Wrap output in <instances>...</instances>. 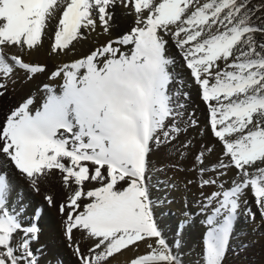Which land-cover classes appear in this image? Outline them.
Listing matches in <instances>:
<instances>
[{"label": "snow or ice", "instance_id": "1", "mask_svg": "<svg viewBox=\"0 0 264 264\" xmlns=\"http://www.w3.org/2000/svg\"><path fill=\"white\" fill-rule=\"evenodd\" d=\"M118 3L135 16V26L53 72L63 87L57 93L46 85L39 109L29 98L10 113L0 126V165H12L34 187L59 179L70 190L60 205L66 237L77 230L92 242L86 252L75 246L80 264H111L142 244L148 251L129 264H180L158 227L146 183L153 146L172 139L168 125L178 115L170 90L174 61L166 55L174 39L228 160L213 171L235 168L239 176L209 198L218 206L206 220L204 261L222 264L245 191L252 190L264 218V40L257 39L264 37V0H0V80L17 70L29 78L44 72L21 54L38 50L45 38L59 55L97 27L107 33ZM198 159L206 172L203 152ZM9 195L0 174V264H38L31 241L39 230L22 228Z\"/></svg>", "mask_w": 264, "mask_h": 264}, {"label": "bare ground", "instance_id": "2", "mask_svg": "<svg viewBox=\"0 0 264 264\" xmlns=\"http://www.w3.org/2000/svg\"><path fill=\"white\" fill-rule=\"evenodd\" d=\"M253 4L259 3L253 2ZM112 11L114 16L109 31L105 33L101 27H97L95 31L88 32L85 39L80 40L78 43L73 42L76 47L71 53L59 55L52 53L50 50L52 41L45 38L38 50L21 54L26 62L43 65L46 70L32 75L31 78L23 70H17L11 78L0 80V83L6 85L4 89H0V92H3V95H0V126L4 125L10 113L21 106L26 98H33V104L31 105L33 111L42 106L47 96L45 86L47 85L49 88L55 90L58 87L57 83L61 82V78H52V71L55 66H60L66 61H71L88 54L92 49L104 45L109 40H117L135 26V16L130 13L129 9H125L118 3ZM257 39L263 40L264 37L258 35ZM116 46L122 47V51L127 50L130 52V46ZM11 52L20 54L18 49H12ZM166 55L174 61L170 65V70L174 77V83L170 90L175 97L174 103L177 105L176 112L178 113L168 126L170 127V125L174 124L175 128L179 129V131L174 132L171 130L173 131V137L168 143L162 142L158 146H153V150L150 153V168L146 179V183L149 186L150 198L154 203L162 198V194H166L165 189L161 191V188L166 185L163 182L164 168L173 163H181L182 166L185 164V167L189 168L187 172L176 173L177 179L179 182L181 181L180 183L187 184L188 187L193 188L195 191L197 190L200 193L198 195L200 197L201 195L203 197L205 195L210 197L214 191L219 190L218 183L220 181H224V188H230L233 180L238 181L239 176L235 168H223L215 172L213 171L212 167L219 168L220 161H225V164H227L228 160L223 155V149L210 129V112L207 103L203 101L201 90L190 75V70L186 68L183 54L174 39H168ZM42 84H44V87ZM210 148L212 150H209ZM201 152H203L205 157L203 167L207 169L204 173L201 172L202 165L196 163ZM87 165L91 170V162H87ZM224 171L227 174L222 179L223 175H219ZM0 174L6 176L10 185V210L14 212L19 210L17 215L22 228L27 229L35 226L39 230L37 238L31 241V249L38 264H80L75 254V246L78 244L81 250L86 252L92 242L86 239L82 232L77 230H74L72 240H68L66 237V217L60 212V205L66 203L67 197L71 194L70 190L66 189L59 179L45 180L34 187L25 175L20 174L10 164L0 165ZM207 179H215L217 183L209 185L201 184V182ZM37 188H39L38 191L36 190ZM48 196L53 198L54 202L52 204H49L46 200ZM197 197L194 198L196 199ZM249 197L251 198L250 203L252 205L251 212L257 215V217L261 216L260 210L255 203L253 192H250ZM260 218L262 219V217ZM162 221L169 228V230H161V227L158 225L162 234L178 236L172 218H163ZM197 234L201 241L203 236L206 237L202 232H198ZM181 236L182 234L180 238ZM23 238V234L21 233L18 235L17 240ZM199 246L196 245L195 247V243H191L187 254L181 256L184 259V264H191L189 260L192 263L194 262L193 255L199 249ZM147 251L148 249L142 244L138 252L124 251L122 255L118 254L114 258H110V261L111 264H129V261L135 255H142ZM180 252L183 253L184 251L180 250ZM191 254L192 256H190Z\"/></svg>", "mask_w": 264, "mask_h": 264}, {"label": "rangeland", "instance_id": "3", "mask_svg": "<svg viewBox=\"0 0 264 264\" xmlns=\"http://www.w3.org/2000/svg\"><path fill=\"white\" fill-rule=\"evenodd\" d=\"M204 2H207V0H200L201 4ZM253 2L260 3V0L257 1L253 0L252 3ZM126 51L123 52L128 53V51L127 52ZM85 55H82L80 57L82 58ZM80 57L78 58L80 59ZM78 58H75L73 60H76ZM71 61H66L65 63H70ZM63 64H61L60 66L59 65L55 66L52 73L55 72ZM179 81H181V79H179ZM42 86L44 87V84H42ZM57 86L58 87H56L55 91L59 93L63 87V79H61L60 83L59 82L57 83ZM30 98L33 100L32 97ZM27 99L28 98H26L24 102ZM182 106L184 105L182 104ZM169 128H171L170 130H173L175 132L176 128L174 124L170 125ZM164 142L168 143L169 140ZM186 144L188 145V143ZM156 146H158V144ZM209 150H212V148H210ZM196 161H197L196 163H200V160L198 158ZM83 163L87 164V162H83ZM224 163L226 162L224 161ZM164 169L165 170L163 174L164 177L163 182L166 183V185L161 188V191L165 189L166 194L165 193H164L165 195L162 194V198L154 202L155 204L154 216L156 218L157 224L159 225V227H161V230L164 229L169 230L167 224L164 223L162 219L172 218L174 220L175 228L177 229L176 233L178 236L176 235L174 236L170 234L165 235V233H163V236L165 239L167 238L166 241L170 244L175 254L179 258L180 264L181 263L184 264L183 263L184 259H182L181 256L187 254L188 249L189 247H191V243L193 242L195 243V247L196 245L197 246L200 245V246L199 249H197V251L193 255L194 262L192 263V261L190 260L189 262L191 264H205L204 256H205L206 237L203 236L201 241L197 233L202 232L206 235L208 231V225L206 223L207 217L211 215L212 212L214 211L215 209L214 206L216 207L218 206L215 202L214 204L210 202V200L208 199L212 196L214 192L221 191V185H223L224 181L222 182L220 181L218 183L219 190L214 191L210 195V197L206 195L204 197L201 195L200 197L198 196L200 193L197 190L195 191L193 188L188 187L187 184L180 183L181 181L179 182V180L177 179L178 173H184V171L186 172L189 171V168L185 167V164L184 166H182L181 163L180 164L173 163L171 165L166 166V168ZM226 174L227 172L224 171L223 176L221 174L219 176H222L223 179V177H225ZM215 181L217 183V180ZM201 184H203V182H201ZM224 187L225 185H223V190L229 189V187L228 188H224ZM250 192L252 191L251 190L245 191V193L241 197L240 209L237 218L234 222L233 232L230 237L225 255L223 257L222 264H264V220H263L264 218L261 219L260 218L261 216L257 217V215H255L253 212L249 211L251 210L252 207L250 203L251 198L249 197ZM197 196L200 198H198ZM194 197L197 198L195 199ZM203 198L205 199L202 200ZM211 198L214 201L215 197L212 196ZM157 216L158 217L160 216L161 218L159 217L158 219ZM197 230L199 231L197 232ZM191 232L192 233L196 232V233L192 234ZM181 234L182 236L180 238ZM191 234L193 235V237H191L192 236ZM193 238H197V239L194 240ZM180 250L181 251L183 250L184 254L180 252ZM190 256H192V254Z\"/></svg>", "mask_w": 264, "mask_h": 264}]
</instances>
